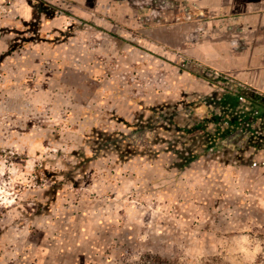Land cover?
<instances>
[{
    "label": "rangeland",
    "instance_id": "rangeland-1",
    "mask_svg": "<svg viewBox=\"0 0 264 264\" xmlns=\"http://www.w3.org/2000/svg\"><path fill=\"white\" fill-rule=\"evenodd\" d=\"M26 3L0 0V264H264L263 100Z\"/></svg>",
    "mask_w": 264,
    "mask_h": 264
},
{
    "label": "crops",
    "instance_id": "crops-1",
    "mask_svg": "<svg viewBox=\"0 0 264 264\" xmlns=\"http://www.w3.org/2000/svg\"><path fill=\"white\" fill-rule=\"evenodd\" d=\"M46 7L68 9L105 30L113 21L137 27L141 45L160 63L200 73L207 84L220 77L243 100L264 103V0H27L23 12L35 24Z\"/></svg>",
    "mask_w": 264,
    "mask_h": 264
}]
</instances>
